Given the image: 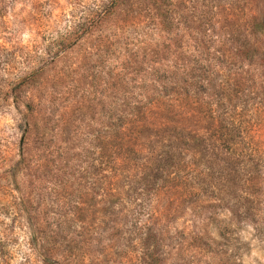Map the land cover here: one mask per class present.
Masks as SVG:
<instances>
[{
  "label": "rangeland",
  "instance_id": "1",
  "mask_svg": "<svg viewBox=\"0 0 264 264\" xmlns=\"http://www.w3.org/2000/svg\"><path fill=\"white\" fill-rule=\"evenodd\" d=\"M112 1L0 0V264H264L262 119L247 139L263 162L232 181L120 178L118 194L104 178L109 112L149 99L154 73L197 50L249 79L241 100L264 103L249 87L264 80L252 33L264 0H125L107 13ZM247 45L253 59L238 55ZM130 150L134 172L146 154Z\"/></svg>",
  "mask_w": 264,
  "mask_h": 264
},
{
  "label": "trees",
  "instance_id": "2",
  "mask_svg": "<svg viewBox=\"0 0 264 264\" xmlns=\"http://www.w3.org/2000/svg\"><path fill=\"white\" fill-rule=\"evenodd\" d=\"M124 1L113 0L107 13L120 9ZM99 18L102 17L97 21ZM258 19L252 24L254 36L264 35V17ZM161 25L167 30L172 23L166 20ZM246 48V51L239 49L238 55L253 59V47L247 45ZM200 52L206 53L197 50L191 55L194 59L185 56L181 66L156 71L149 99L133 103L124 99L115 108V117L109 112L104 126V178L110 180L108 184H118L115 189L111 186L112 192L121 193L120 178H135L144 186L172 180L175 187L186 191L188 187L194 189L195 182L217 175L221 178L226 171L232 181L239 173L238 168L248 165L247 162L256 163L257 169L263 162L248 143L250 126L247 125L253 120L262 119L263 123L264 103L241 100L242 86L249 83V79H238L239 75L230 69L232 65L223 69L225 62L220 58L214 61L208 58V53L204 58L205 54ZM257 80L249 86L251 91L264 88V80L260 83ZM132 146L137 148L138 154H146L144 163L133 165L134 172L129 168L130 161L121 156L124 150L134 153L130 150ZM160 148L170 152L164 153L166 157L153 158ZM183 151H192L193 159L186 161ZM176 163L179 172L172 179L168 169L176 167ZM33 239L37 240L32 232Z\"/></svg>",
  "mask_w": 264,
  "mask_h": 264
}]
</instances>
